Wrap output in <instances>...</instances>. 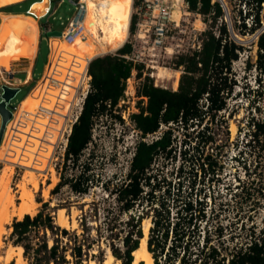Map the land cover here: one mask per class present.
Here are the masks:
<instances>
[{
	"label": "rangeland",
	"instance_id": "obj_1",
	"mask_svg": "<svg viewBox=\"0 0 264 264\" xmlns=\"http://www.w3.org/2000/svg\"><path fill=\"white\" fill-rule=\"evenodd\" d=\"M5 1L0 0V3L4 2L0 8L7 6ZM31 1L26 0L14 7L15 12L0 11L3 16L2 19L0 18V34L5 35L2 50L0 47V84L21 87L11 99V106L20 101L18 116L21 118L33 112L39 104L37 95L42 87V80H39L48 57L47 35L41 40L32 79L25 85L21 84L26 74L28 79L31 77V66L43 33L40 21L54 30H61L66 19L74 11L68 0H62V2L52 0L54 5L51 3V6L56 8L54 18L52 15L45 16L41 20L35 17L39 27L37 45L30 53L22 49L17 50V56L13 59L11 56L16 50L12 45L13 38L31 22L32 8L40 4L41 0L34 4H30ZM224 1L229 12V20L225 21V17L223 19L227 28L229 23L233 28L234 36L230 33L231 38L243 47L238 54V59L231 65L229 75L235 84L227 99V107L214 118L207 116L201 122L194 121L182 127L175 126L172 131L174 138L172 152L169 156L161 155L157 158L152 173L163 187L170 185L174 188L180 186L187 191L192 189L194 197L197 193L206 206V226L217 227L218 232L220 231L221 236L220 238L215 236L214 244L221 243L229 249H235L247 245L251 238L264 228V144L252 140L253 128L248 124L251 118L261 119L264 105L257 93L262 90V84L259 86L258 80L261 78L260 83L264 82V73H260L256 67L259 51L257 41L260 34L264 32V2L260 11L261 26L254 32L241 34L240 32L243 31L240 30L242 23L240 10L244 16V9L247 8H244L240 0ZM128 2L124 1L121 5L125 6ZM29 4L32 6L28 14L24 10L30 6ZM117 6L113 3V10ZM184 10L187 13L182 16L180 27L170 32L166 44L176 54H172L171 50L156 54L145 50L143 60L147 66L144 65L142 77L137 78L135 74L131 77L130 84L126 81L123 100L118 102L117 107L111 112L94 119L92 141L81 159L83 165L90 167L89 174L92 180V185L86 194H74L68 186L54 192L53 189L60 180L56 167L61 166L64 155V149L61 146L55 149L54 154L53 150L51 155L49 153V148L54 149L53 144L58 138L55 132L48 137L46 143L40 144L38 139L41 133L34 132L35 135L31 134L32 139L28 138L26 145L22 141L23 136L19 134L11 141H6L12 122L8 123L3 133L0 143V177L7 173L9 185L14 192H17L20 181L27 174H24V166L27 163L37 167L40 161L44 160L43 162L46 161L48 164V170L37 175L39 185L33 189L37 204L33 206L29 214L35 215L41 209L42 203L47 202V211L54 218L56 225L66 227L77 234L83 232L84 226L95 238L89 257L81 264H91V260L94 264H106L108 240L105 238L110 233L107 230L108 224L115 223L119 218L124 221L127 219L126 213L119 214L120 205L115 196V187L126 177L135 144L140 139V133L129 119L131 113L138 111L139 97H137L136 88L144 76H149L155 85L173 88L176 72L179 74L182 72L181 67L175 69L176 55L190 53L202 42L203 32L207 29L203 16L186 8ZM244 22L247 26L252 25L250 17H246ZM215 32L218 33L217 27ZM98 36L100 47L98 41L89 38L87 34L86 39L81 43L77 42L73 45L65 43L66 49L62 52L58 49L63 42L52 40L47 67L58 75L61 72L59 76L63 77L73 56L79 52L92 53L95 56L97 52L107 53L117 48L116 37L109 42L103 40L102 35ZM239 36L248 41H241ZM128 40L134 41L133 34H129ZM91 43H97L95 48L99 50L97 54L91 52L95 50H92V47L88 50ZM158 72L162 73L161 78L157 77ZM61 80L64 79L61 78ZM34 87L36 91L33 93ZM49 93V98L53 101L59 90ZM143 99L145 103L146 99ZM255 107H259L260 110ZM116 115L121 116L119 118ZM232 125L235 127L234 131L231 129ZM28 127L29 124L22 127L21 131L26 132ZM38 128L41 132L42 128L39 126ZM165 129L167 126L161 125L156 133L147 135L144 140L150 142L156 139ZM6 143H9L8 147ZM21 147L23 150H20ZM15 164L20 166H14ZM52 168L55 169V173ZM54 183L55 185L51 186ZM16 195L18 196V193ZM60 213H62L64 226L58 224ZM12 221L8 224L10 231L0 237V254L4 253L5 249L13 252V258L8 264L11 262L15 264L16 257V249L11 248L12 243L9 239ZM143 225L144 219L142 228ZM91 253L94 256L91 257ZM26 263L24 259L22 264ZM110 264L119 263L112 261Z\"/></svg>",
	"mask_w": 264,
	"mask_h": 264
},
{
	"label": "trees",
	"instance_id": "obj_2",
	"mask_svg": "<svg viewBox=\"0 0 264 264\" xmlns=\"http://www.w3.org/2000/svg\"><path fill=\"white\" fill-rule=\"evenodd\" d=\"M25 1L1 7L0 11L15 12L14 7ZM35 1L38 0H32L30 4ZM185 1L189 11L203 16L207 29L203 32L199 49L176 55L175 69L181 67L182 70L176 89L155 85L149 76H144L136 88L138 111L131 113L129 119L140 133V139L135 144L126 177L115 187L119 214L126 213L127 219L119 218L108 224L110 233L105 238L108 249L119 264H132L133 251L143 238L142 221L150 219L147 249L154 264H264V228L245 246L229 249L221 243L216 245L214 238H220V231L217 227L206 226L207 211L201 197L197 193L194 197L192 189L163 187L152 173L157 158L169 156L172 152L175 126L201 122L207 116L214 118L226 109L235 84L229 75L231 65L243 49L231 38L219 0ZM263 2L240 0L247 8L244 16L240 10L241 34L254 32L261 26ZM246 17L251 18L252 25H246ZM135 21L133 18L131 32L135 29ZM40 22L43 30L48 27ZM216 27L218 33L215 32ZM43 36H46L45 31L40 44ZM257 45L256 67L264 73V32L260 34ZM131 51L132 45L126 42L115 53L99 55L91 60L88 68L90 89L68 135L62 164L56 167L60 180L54 192L64 186L78 195L89 191L92 185L90 167L83 165L81 159L92 141L94 119L117 106L124 97L126 80L133 70L137 78L142 77L144 64L132 63L121 56ZM258 81L262 90L257 93L264 104V82L260 83L261 78ZM116 116L120 118L121 115ZM248 124L253 128L252 140L264 144V105L261 119L251 118ZM161 125L167 129L150 142L144 140L147 135L156 133ZM47 208L48 203L43 202L35 215L25 214L21 219H13L9 236L12 245L23 248L26 264H81L89 257L95 238L84 226L83 232L77 234L56 225Z\"/></svg>",
	"mask_w": 264,
	"mask_h": 264
},
{
	"label": "built area",
	"instance_id": "obj_3",
	"mask_svg": "<svg viewBox=\"0 0 264 264\" xmlns=\"http://www.w3.org/2000/svg\"><path fill=\"white\" fill-rule=\"evenodd\" d=\"M60 2H62V0ZM68 2L73 6L74 11L72 15L66 19V23L63 24L61 22V24L64 25L60 30L61 35L48 37L47 40L48 57L44 71L40 77L42 80V87L38 92L39 95H37L39 104L35 107L33 112H30L26 114L24 118H21V116H18L20 101L14 106H11L10 101L8 108L11 110V118L6 123L4 129L5 133L8 123L12 122L8 131V136L6 137V141H11V139H13L15 136L17 137V134H19L24 137V139L22 137V141L25 145L28 143V138L32 139L31 134L35 135L34 132L41 133L39 139L37 138L39 144L46 143L48 137H50L51 134L55 132L56 137L58 138H56V142L53 144V154L58 146H61L65 150L71 127L77 120L82 110L84 99L90 89L91 76L89 75L88 68L91 60L96 56L106 54L99 53L90 58L86 53H81L79 57L82 61L80 71H76L78 66H76L74 62H70L68 68H66L68 72L66 77L65 75L60 77L59 75H61V72L58 75V73H54L49 70L47 64L49 60L51 39H57L60 42L73 45L77 44V42L81 43L83 40H85L89 31V27L87 25V2L85 0H68ZM51 3L52 0H50V7L43 17L52 15L54 18L55 10H53ZM130 8L131 12L128 25V36L122 45H124L126 42L130 43L132 45V51L121 56L132 63H143L147 66L143 60L145 50L156 54L162 51H169L170 49L172 54H176L174 53L173 49L169 48L166 44L170 32L173 31V29L180 27L182 16H185L184 9L186 8L188 10V4L186 1L131 0ZM176 8H178L181 13V16L178 20H175L173 17V12ZM43 17L36 18L41 20ZM133 18L136 19L135 29L133 32H131ZM51 30L54 29H52L50 26L44 30L42 29V31L45 32ZM129 34H133L134 41L128 40ZM200 46L201 44L197 49H199ZM120 47H117L116 49L107 53H115ZM135 73V70H133L131 77H134ZM131 77L126 80L128 84H130ZM61 78L64 80H61ZM56 90H59V93L52 101L49 98V92ZM62 91L64 92L62 93ZM62 95H64L65 98H63ZM122 100L123 98L120 99V101ZM28 124L29 127L27 131L22 132L21 128L26 127ZM56 125L57 127H55ZM38 126L42 128L41 132ZM6 144L8 147L9 143ZM20 150H23V148L21 147ZM14 166L20 165L15 164Z\"/></svg>",
	"mask_w": 264,
	"mask_h": 264
},
{
	"label": "bare ground",
	"instance_id": "obj_4",
	"mask_svg": "<svg viewBox=\"0 0 264 264\" xmlns=\"http://www.w3.org/2000/svg\"><path fill=\"white\" fill-rule=\"evenodd\" d=\"M21 1L22 0H6L5 4L11 5V4L21 2ZM124 1L128 2L129 0H107L106 3L104 2V0L103 2H101V0H91V2L95 5V7H92V8H89L88 3H87V10H88L87 25L89 27V31L87 34L89 38H93L96 41L97 38L99 37L98 35L100 36L102 35L101 38L103 40H106L109 42L113 41L115 37L111 36V30L115 25L111 23V21H117L120 26V31L116 36L117 42L115 43L116 44L115 46L120 47L123 44V42L128 36V25H129V17H130V12H131V8H130L131 0L125 6L121 5V3H123ZM2 3L4 2H1L0 6L3 5ZM113 3H116L118 5L117 8H115L114 10L112 7ZM47 10H48V0H41L40 4L32 8L31 13L35 14L37 17H41L47 12ZM180 16H181L180 10L178 8L174 9L173 17L175 18V20H178ZM0 18L1 19L3 18L1 13H0ZM37 23L38 22L36 18L32 16L31 22L28 23L25 27H23V29L19 33L15 34L13 41H12V45L14 46L16 50L12 54L11 58L13 59L16 58L17 50L22 49L25 52L30 53L34 49V47L37 45L38 35H39V27ZM99 32H101L102 34H100ZM239 39L245 42L248 41L240 36H239ZM4 40H5V35L0 34L1 50L3 47ZM52 40H57V39H51V41ZM97 41H98V46L100 47L101 43H99L100 42L99 40ZM89 45L90 46L88 47V50H91L90 47H92V50H94L97 46V43H91ZM65 49H66L65 43H63L60 45L58 50L59 52H62ZM97 51L99 50L95 49L94 51H91V52L96 53ZM81 53H86V52H82V51L79 52L77 55L73 56V60H72V62H74L76 66H78L76 70L78 72L80 71L81 64H82L81 63L82 61L79 58ZM97 53L99 54V52ZM87 55L90 58L94 56L92 53L87 54ZM67 73L68 72L66 71L65 77L67 76L66 75ZM156 75L158 78H161L162 73L158 72V74ZM179 76L180 74L176 72L174 87H173L174 89L177 88L178 80L180 78ZM39 81H41V79ZM35 91H36V88L34 87L33 93ZM63 92L64 91H62V93ZM62 97L65 98L64 95H62ZM231 129L232 131L235 130L234 125H232ZM52 150H53L52 148H49L50 155L52 153ZM43 161L44 160H41L39 166L37 167L31 163H27L24 166V169H25L24 174L25 173L27 174L26 175L23 174L24 176L18 185L17 192L15 191L16 193H18V196L16 195L14 190L9 185L10 180H9V176L6 175L7 173L4 175H1L0 177V237H2L4 233H8L10 231V228H8V224H10L13 218L21 219L25 214L31 213L33 206L37 204V201L35 200V196L33 194V189H35L39 185L37 175L44 173L48 170L47 162L46 161L43 162ZM52 171L55 173L54 168H52ZM53 185H55V183L52 184L51 186ZM17 200H19V202H17ZM59 210L62 211V209H59ZM61 216H62V213H60L59 215L58 224L64 226L62 224ZM150 225H151L150 219H144L143 238H141L140 240L139 247L135 251H133L134 260L132 264H138L140 261H142L143 264H154L153 257L147 249V238H148V230H149ZM11 248L16 249L15 264H22L24 261L23 248L21 246H14V245H12ZM12 253L13 252L5 249L4 253L0 254V264H8L13 258ZM106 254H107V258L105 261L106 264H110L112 261L119 263V261L116 260L114 256L112 255L110 249L107 248ZM91 264H94L93 260H91Z\"/></svg>",
	"mask_w": 264,
	"mask_h": 264
},
{
	"label": "water",
	"instance_id": "obj_5",
	"mask_svg": "<svg viewBox=\"0 0 264 264\" xmlns=\"http://www.w3.org/2000/svg\"><path fill=\"white\" fill-rule=\"evenodd\" d=\"M35 2H37V1H35ZM35 2H33L32 4H34ZM219 2L221 3V6H222L223 11L225 13V16H224L225 21H228L229 20V12H228L226 3L224 0H219ZM31 6L32 5H30L28 7V9L26 10V13L29 14ZM49 7H50V0H48V8ZM30 15L37 17L35 14H32V13H30ZM43 16H41V17H43ZM228 31L231 33L232 36H234V31H233V28L230 25V23L228 25ZM46 35H47V37L60 36L61 31L60 30L47 31ZM19 91H20V87H18V86H10L7 84H0V116H1L0 143H1V138H2L3 133H4L6 123L11 118V110L8 108V104L11 101V99H13Z\"/></svg>",
	"mask_w": 264,
	"mask_h": 264
},
{
	"label": "clouds",
	"instance_id": "obj_6",
	"mask_svg": "<svg viewBox=\"0 0 264 264\" xmlns=\"http://www.w3.org/2000/svg\"><path fill=\"white\" fill-rule=\"evenodd\" d=\"M86 2L88 3V7L89 8H92V7H95V5L91 2V0H86ZM101 2H103V0H101ZM111 23H113L115 26L112 28L111 30V36L112 37H116L117 34L119 33L120 31V26L118 24L117 21H111Z\"/></svg>",
	"mask_w": 264,
	"mask_h": 264
},
{
	"label": "crops",
	"instance_id": "obj_7",
	"mask_svg": "<svg viewBox=\"0 0 264 264\" xmlns=\"http://www.w3.org/2000/svg\"><path fill=\"white\" fill-rule=\"evenodd\" d=\"M53 10H55V12H56V8H53ZM1 13V12H0ZM39 51H40V41H39V43H38V46H37V51H36V54H35V59H34V62H33V65L31 66V77H30V79H28V74H26L25 76H24V79H23V81H22V84L21 85H25V84H27L31 79H32V76H33V68H34V63H35V60H36V57L38 56V54H39Z\"/></svg>",
	"mask_w": 264,
	"mask_h": 264
},
{
	"label": "snow or ice",
	"instance_id": "obj_8",
	"mask_svg": "<svg viewBox=\"0 0 264 264\" xmlns=\"http://www.w3.org/2000/svg\"><path fill=\"white\" fill-rule=\"evenodd\" d=\"M104 2L106 3V2H107V0H104ZM129 2H130V0H129Z\"/></svg>",
	"mask_w": 264,
	"mask_h": 264
}]
</instances>
